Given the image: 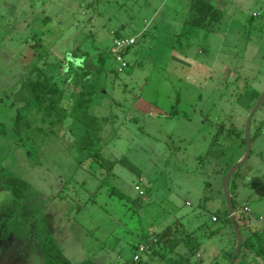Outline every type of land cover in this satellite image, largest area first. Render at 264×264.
Segmentation results:
<instances>
[{"label":"rangeland","instance_id":"rangeland-1","mask_svg":"<svg viewBox=\"0 0 264 264\" xmlns=\"http://www.w3.org/2000/svg\"><path fill=\"white\" fill-rule=\"evenodd\" d=\"M189 1L0 0V264H45L50 236L75 264H169L188 253L189 239L204 260L192 255L184 264H207L208 256L222 260L225 230L229 264L237 238L223 183L246 152L248 120L264 93V0H214L223 20L213 30L192 28L190 41L174 35L176 49L158 41L157 29L144 30L160 6L167 3L168 13L178 3L181 17ZM122 35L137 43L119 73L104 55ZM98 58L106 72L89 112L103 127V158L80 164L73 148L84 125L69 116L54 132L38 133L42 113L22 83L38 65L63 87L70 110L78 72L87 64L96 69ZM18 111L33 126L24 142L12 131ZM250 138L235 200L264 214V102ZM13 182L26 183L22 199L12 195ZM236 214L238 264H264L243 246L248 223L262 228L259 216ZM140 244L147 249L135 260ZM20 248L31 250V261L16 258Z\"/></svg>","mask_w":264,"mask_h":264},{"label":"trees","instance_id":"trees-1","mask_svg":"<svg viewBox=\"0 0 264 264\" xmlns=\"http://www.w3.org/2000/svg\"><path fill=\"white\" fill-rule=\"evenodd\" d=\"M189 9L190 13L188 15V19L185 20L179 34L181 37L186 34L188 35L192 28L213 30L215 25L221 22L224 17L223 10L219 9L209 0H191ZM173 46L176 47L175 45ZM102 56L103 55H100V57ZM104 56L111 59L109 52H106ZM105 72V64L103 61L99 62V58L97 59L96 69L92 68L90 64H87L78 72L77 84L80 88L74 94L73 104L70 110L63 103L65 94L64 89L53 78V76L48 75L38 65L32 68L22 83V86L32 97L38 111L42 113V125L38 126L36 129L38 133L54 132V127L62 124L69 116H73L77 121L84 125V132L73 148L75 156L80 164L88 157H91L93 162H101L103 158V147L101 145L103 140L101 135L103 127L99 117L89 112V107L100 86V77ZM173 114H175L174 111L170 113V115ZM32 128L33 126L31 122L27 120L20 111H18L12 127L13 134L17 140L19 142L30 140ZM243 146H246L245 138H243ZM109 164L112 169L114 167V163L112 162ZM231 166L232 165L228 167V170ZM239 169L235 172L231 180L233 189L231 191V195L235 211V221L242 232L236 214L240 206L235 200V191L238 187L236 179L239 174ZM10 185L12 186V195L16 199H22L25 191L27 190L26 183L19 185L14 184L13 182L12 184L10 183ZM184 243L188 253L185 255H179V259L167 258V262L169 264H184L189 260L190 256L196 254L199 250L200 245L197 241L189 239L184 240ZM236 244L237 242L235 243V246ZM243 246L249 250L255 251L258 256L264 258V228L252 231L251 236L244 240ZM241 250L242 249H240L234 264H238ZM43 251L45 264H75L64 254L57 240L52 236L43 244ZM233 253L234 250L229 253V261L231 260ZM78 264L101 263L93 259H85Z\"/></svg>","mask_w":264,"mask_h":264},{"label":"crops","instance_id":"crops-1","mask_svg":"<svg viewBox=\"0 0 264 264\" xmlns=\"http://www.w3.org/2000/svg\"><path fill=\"white\" fill-rule=\"evenodd\" d=\"M209 1L214 3L219 9L222 10V8L219 7L215 3L214 0H209ZM190 2H191V0L189 1V4H188L186 10L183 11V16H181V17H180V10H179V8L177 6L178 3H174V4L172 3V5L170 6L171 10L168 13H166V10H164V8H163L167 3L165 5H163V6H160L159 9L153 15L151 21H149V24L147 25V27L145 26L144 30L146 29V31L149 32V34H155V30L157 29L159 31V33H161V32L163 33V36L158 41L163 43L164 45L168 46L169 49H173V48L176 49V47L173 46L176 43H174L173 40L171 42V39H172V37L174 35L180 34L181 29H182V27L184 25V22H185L186 18L188 17L189 13H190V9H189L190 8ZM149 4H152V3H148V6H149ZM185 12H187V13H185ZM254 13H256V12H254ZM256 14H257V16L253 15V17H259L260 16L259 13H256ZM224 15H225V13H224ZM219 23H217V24H219ZM196 30H197V28H196ZM193 31H195V30H193ZM193 35H194V33H193ZM188 36L190 37V34ZM182 38H184V36ZM191 39H192V36L189 38V41ZM238 160H239V156L234 161V163H236ZM9 187H11V186H9ZM239 206H240V211L243 212V213L246 212V213L251 214V215H253V214L258 215L259 216V221L262 224V228H264V225L262 223V221L264 220V214L263 213L262 214H257L256 212H253L250 209V207L248 206L247 203L239 204ZM245 218H247L248 222H250V219H251L250 215L248 217H245ZM217 221H219V219H217L215 222H217ZM225 228H227V227H225ZM247 229L249 231V236H251L252 231L256 230V228L252 227L251 224H249V223H248ZM225 233H226L225 236H224L225 239L222 240V245H221V250H220V256L222 257V260H215L211 256H208L207 257V260H208L207 264H213L214 261L218 262L216 264H224V263H226L224 255L226 254V251L229 249L231 235H230V232H228V230H225ZM200 247H199V250L197 251V253L194 254V255H196L198 259L200 258L203 261L204 260V258H203L204 256H203L202 252L200 251L201 250ZM30 252H31V250L29 251V253L23 254V249L20 248V252L19 253L16 252V258H19V259L26 258V260L31 261V257L28 259V257L31 255ZM17 254H20V255H17ZM27 254H29V255H27ZM24 263H25V261H24ZM203 263L206 264V262H202L200 264H203ZM9 264H14V263L10 262Z\"/></svg>","mask_w":264,"mask_h":264},{"label":"water","instance_id":"water-1","mask_svg":"<svg viewBox=\"0 0 264 264\" xmlns=\"http://www.w3.org/2000/svg\"><path fill=\"white\" fill-rule=\"evenodd\" d=\"M263 102H264V93H263L261 101L255 106V108L251 112L249 120H248V124H247V128H246V152H245L244 156L239 161H237L234 165L231 166V168L229 169L228 173L226 174V176L224 178L223 186H224V193H225V198H226V202H227L228 212L230 215L233 230H234L236 238H237L236 248L234 250L233 256H232L229 264H234L235 259H236L237 255L241 249V243H242L241 231H240L239 226L237 225V223L235 221V211H234V207H233L232 195H231V192L229 190V180L235 174V172L249 159V156L251 154V138H250L251 122H252L254 113L256 112V110L259 108V106Z\"/></svg>","mask_w":264,"mask_h":264},{"label":"built area","instance_id":"built-area-1","mask_svg":"<svg viewBox=\"0 0 264 264\" xmlns=\"http://www.w3.org/2000/svg\"><path fill=\"white\" fill-rule=\"evenodd\" d=\"M257 16L256 13L253 14ZM137 43L135 36H115L113 38L112 46L110 47L109 53L111 59L116 63V71L121 73L129 67V63L126 60L127 52ZM136 190H139L141 195H144V191L141 190L139 185H136ZM247 209V208H246ZM217 216H213V220L216 221ZM264 225V220L262 221ZM147 249L146 245L140 244L138 246V253L134 255L135 260H139L140 255Z\"/></svg>","mask_w":264,"mask_h":264},{"label":"flooded vegetation","instance_id":"flooded-vegetation-1","mask_svg":"<svg viewBox=\"0 0 264 264\" xmlns=\"http://www.w3.org/2000/svg\"><path fill=\"white\" fill-rule=\"evenodd\" d=\"M50 237H51V236H50ZM50 237H49V238H50ZM49 238H48V239H49ZM48 239H47V240H48ZM47 240H46V241H47ZM46 241H45V242H46ZM45 242H44V243H45Z\"/></svg>","mask_w":264,"mask_h":264}]
</instances>
